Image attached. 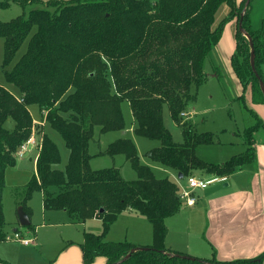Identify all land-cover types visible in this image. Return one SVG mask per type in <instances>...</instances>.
<instances>
[{
  "label": "trees",
  "instance_id": "obj_1",
  "mask_svg": "<svg viewBox=\"0 0 264 264\" xmlns=\"http://www.w3.org/2000/svg\"><path fill=\"white\" fill-rule=\"evenodd\" d=\"M11 1L22 3L0 0V9ZM246 1L240 7L236 0H54L48 3L54 7L52 12L37 9L28 18L9 22L0 19L5 66L12 63L36 27L26 53L11 70H5L6 79L21 96L17 98L0 86V241L7 237L1 205L5 173L16 165L22 146L35 134L30 110L35 106L43 121L60 131L70 154L66 172L55 169L61 161L58 148L39 132L42 137L36 172L20 203L28 214L27 203L35 192L43 194L45 210H65L74 223L100 219L105 233L122 212H139L152 225L153 243L122 264H264L263 256L220 262L215 257L190 261L165 254L184 256L165 247L166 219L184 204L177 183L158 179L148 167L140 165L130 139L117 140L108 151L111 155L124 154L137 171V180L126 181L114 167L92 170L88 153L96 126L101 132L124 127L120 104L127 100L137 122L135 134L161 141L151 158L182 173L183 179L197 171L227 178L254 163L255 134L262 124L247 130L245 153L222 164H210L200 160L195 149L199 144L212 143V138L198 134L181 117V113L189 112L198 88L208 78L204 66L223 32V24L215 26L219 8L229 5L230 15L237 16L239 25ZM250 5L243 27L254 42L255 67L264 82V24L258 29L252 26ZM250 53V43L238 27L237 50L232 58L235 73L245 89L251 87L254 99L264 102ZM165 106L184 131L181 144L173 140L164 125ZM10 119L15 123L13 131L5 127ZM134 248L137 246L127 241L107 242L104 234L86 233L84 264H93L98 257L113 264Z\"/></svg>",
  "mask_w": 264,
  "mask_h": 264
},
{
  "label": "rangeland",
  "instance_id": "obj_2",
  "mask_svg": "<svg viewBox=\"0 0 264 264\" xmlns=\"http://www.w3.org/2000/svg\"><path fill=\"white\" fill-rule=\"evenodd\" d=\"M50 1L54 0H21L22 3L11 1L9 6L0 9V19L9 22L22 17L28 18L31 11L37 9L52 12L54 7L48 5ZM236 2L241 7L245 0H236ZM250 2V23L255 29H258L264 24V0H251ZM231 12L232 8L223 4L216 14L215 26L223 24L222 36L205 63L204 71L208 78L198 88L196 101L190 106L189 112H186V117H183L184 121H188L195 127L198 134L212 138V143L199 144L195 149L197 157L210 164H222L245 153L248 149L245 142L247 130L260 126V124L263 126L255 134V145H264V102H257L254 99L251 87L245 89L242 86L232 64V58L237 50L238 18L231 16ZM35 32L36 27L32 29L30 36L17 51L12 63L7 66L4 65L5 39L0 37V86L16 97H20L21 92L6 79L5 70H11L26 53L30 39ZM30 110L34 125H36L35 134L29 142L32 144L30 146L39 153L40 138L42 137L39 132L45 133L57 146L61 156L60 163L54 168L66 172L70 153L62 134L50 123L43 121L37 107L32 106ZM120 110L124 122L122 129L101 132L99 126L94 128V137L88 146L91 169L98 171L114 167L120 171L121 176L126 181L137 180L138 173L126 156L124 154L111 155L108 151L111 144L117 140L130 139L136 146V157L140 165L148 167L158 179L173 180L177 183L180 192L183 191L187 187L186 180L178 179L175 170L165 167L151 158L152 150L161 147V141L135 134L137 122L129 101H122ZM163 121L173 140L178 144L183 143L185 141L184 131L172 119L168 106L164 107ZM5 127L9 131H13L15 128L14 121L8 120ZM34 160L35 154H32L31 157L17 161L15 166L6 170L5 188L2 191L1 202L6 222L3 230L7 236L14 237L15 235L14 223L17 221L16 212L19 209V207L17 209V204L25 199L27 184L36 172V160ZM243 169L242 173L244 174L241 175H246L249 174V171L256 170V166L251 164ZM194 175L209 180L207 175H203L199 171ZM233 181L235 186L243 185L242 189L247 187L243 184L244 177L235 178ZM226 184L227 181H214L209 187L220 190ZM199 191H196L195 194ZM28 204L34 212L32 223L37 226L36 237L25 236L24 231L20 229L23 233H20L22 239L32 240L30 246H24L21 239L16 238L0 242V259L10 264H56L63 257L59 258L67 243L66 238L75 237L73 240L82 241L85 232L104 234L105 241L119 242L126 240L124 238L127 237L128 232L144 236L146 233L145 225L149 231L150 229L152 231L150 221L133 210V212H122L117 222L111 225L108 232L105 233L104 224L101 220L89 219L84 224L77 225L71 224L72 222L63 212H45L41 195L38 192L34 193ZM22 229L24 228L22 227ZM187 256L199 258L188 254Z\"/></svg>",
  "mask_w": 264,
  "mask_h": 264
},
{
  "label": "crops",
  "instance_id": "obj_3",
  "mask_svg": "<svg viewBox=\"0 0 264 264\" xmlns=\"http://www.w3.org/2000/svg\"><path fill=\"white\" fill-rule=\"evenodd\" d=\"M30 145L32 144L30 143L29 146ZM29 146L27 145L28 149L26 147L23 157H17V161L29 158L32 154H35V160L37 159L38 151H35ZM255 146L256 159L252 165L256 166V170L253 169L249 171V174L241 175L244 174L242 173L244 166L227 178H213V176H207L209 180L227 181V184L220 190L209 187L211 184L205 189H195L192 194V196L195 197V204L188 206L185 200H183L184 204L181 210L166 219V249L184 255L188 254L199 257V259H210L215 257L220 262L258 259L260 256H263L264 259V145L259 144ZM176 173L178 177V172L176 171ZM194 176L206 180L204 177ZM242 177H244L243 184L245 186L247 185L245 189H242L243 185L235 186L233 183L235 178ZM185 180L187 185V178ZM209 180L207 178L206 181ZM187 188L188 185L185 189ZM196 191L199 192L195 194ZM38 193L41 195L43 204V194L41 192ZM21 202L22 201L18 202L17 209L18 207H22L20 205ZM1 205L2 209H4L2 202ZM27 206L29 207L30 214L24 211L30 218V225H32V228H28L30 225L23 227L19 223L17 210V221L14 223V231L15 233L19 232L23 234L20 231L21 229L26 234L25 236H32L34 238L37 232V226H34L32 223L34 212L29 204ZM44 211L49 212L45 209ZM57 211L65 213L72 222L70 215L65 210ZM133 211L129 209L125 212ZM92 220L100 219L95 218ZM84 223L85 222H72L71 224L79 225ZM22 227L24 229H22ZM145 229L146 233L144 236L134 232H128L127 237L124 238L126 239L125 241L137 247L151 246L153 243L152 231L151 229L149 231L147 225H145ZM3 233L5 234L4 230ZM86 233L93 232H85L82 241L73 240L75 237L66 238L67 243L59 258L63 257L56 264H84L82 244L85 242ZM108 242L112 241L110 240ZM30 245L24 246L27 247ZM0 264L10 263L0 259ZM93 264H106V260L102 257H98Z\"/></svg>",
  "mask_w": 264,
  "mask_h": 264
},
{
  "label": "water",
  "instance_id": "obj_4",
  "mask_svg": "<svg viewBox=\"0 0 264 264\" xmlns=\"http://www.w3.org/2000/svg\"><path fill=\"white\" fill-rule=\"evenodd\" d=\"M250 1L251 0H247V2H246L245 8H244V10H243V12L241 14V17H240V21H239L238 27H239V31L248 39V41L250 43V47H251V53H250L251 68L255 72L256 76L258 77L259 82H260V86H261V90H262V92L264 94V82L262 81L261 77L257 73L256 67H255V57H256V54H255L254 42L252 40V37L248 34V32L243 27V18H244V15L246 13V9H247ZM178 177H179V179H183L182 173H179L178 174ZM101 212H104V209H101ZM18 215H19V223L23 227H26V226H29L30 225V218L26 214V212L24 211L23 207H19V209H18ZM142 250H148V248H146V247H137V248H134L125 257H123L121 260H119L118 262L113 263V264H122L126 260H128L133 253H135L137 251H142ZM165 254H167L169 256H172V257H175V256L176 257H181L183 259L190 260V261H197L198 260V258H193V257L187 256V255L182 256V255H179V254H174V253H169V252H165ZM208 264H210V263H208Z\"/></svg>",
  "mask_w": 264,
  "mask_h": 264
},
{
  "label": "built area",
  "instance_id": "obj_5",
  "mask_svg": "<svg viewBox=\"0 0 264 264\" xmlns=\"http://www.w3.org/2000/svg\"><path fill=\"white\" fill-rule=\"evenodd\" d=\"M182 117H186V112H183L181 114ZM30 140L28 141L27 144L23 145L21 150L18 153L19 157H23L25 151H26V147L29 144ZM214 180H202L200 178H197L195 176H190L187 178V185L188 188L184 189L183 191H181V198L183 200H185V202L187 203L188 206H191L193 204H195V197L192 196L193 191L195 189H205L206 187H208ZM12 238H16V239H21V242L24 245H30L32 240L31 239H22L21 238V234L19 232H16L14 237L11 236H7L6 240H11Z\"/></svg>",
  "mask_w": 264,
  "mask_h": 264
}]
</instances>
